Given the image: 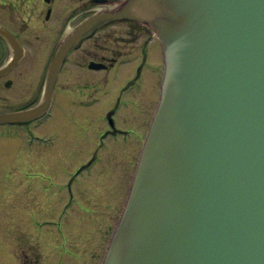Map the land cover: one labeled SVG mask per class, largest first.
Here are the masks:
<instances>
[{
	"label": "water",
	"instance_id": "1",
	"mask_svg": "<svg viewBox=\"0 0 264 264\" xmlns=\"http://www.w3.org/2000/svg\"><path fill=\"white\" fill-rule=\"evenodd\" d=\"M158 34L162 99L105 264H264V0H126L84 20L57 47L45 99L0 114H44L68 51L106 22ZM15 48L13 36L0 27Z\"/></svg>",
	"mask_w": 264,
	"mask_h": 264
},
{
	"label": "rangeland",
	"instance_id": "2",
	"mask_svg": "<svg viewBox=\"0 0 264 264\" xmlns=\"http://www.w3.org/2000/svg\"><path fill=\"white\" fill-rule=\"evenodd\" d=\"M82 1L87 6L90 0ZM110 1L114 4L121 0ZM22 6L19 19L21 22L25 19L28 25L20 26L21 38L28 55L27 65L22 62L17 71L25 74L32 70L38 75L48 66L54 49L50 40L55 42V37H51L38 18L31 20L33 3L26 2ZM115 27L120 26L109 28ZM157 56V51L152 52L153 61L144 75L147 99L144 103L140 101L138 113L134 110L131 117L126 112L114 118L117 128L133 132L127 141L109 137L102 144L96 137L97 132L108 129L105 116L108 109L116 108L117 91L113 100L104 97L100 105L88 110L63 102L65 82L75 86L78 81V73H71L72 70L60 79L52 117L37 128L40 133L53 135L51 144L30 147L29 132L12 125L0 127V264H98L126 192L142 143L141 133L156 101ZM25 69L28 71L24 72ZM129 75L130 70L118 75V79L124 81ZM34 81L27 76L13 89L0 85V112L30 102L34 98ZM43 81L41 77L36 82V102L42 96ZM84 130L90 134L83 139ZM96 148L99 152L95 155ZM93 159L90 167L80 171ZM45 187L52 191L51 204L54 205L47 203Z\"/></svg>",
	"mask_w": 264,
	"mask_h": 264
},
{
	"label": "flooded vegetation",
	"instance_id": "3",
	"mask_svg": "<svg viewBox=\"0 0 264 264\" xmlns=\"http://www.w3.org/2000/svg\"><path fill=\"white\" fill-rule=\"evenodd\" d=\"M68 1L70 5L66 4ZM72 1L0 0V26L7 28L25 49L24 57L20 63L0 75V85L3 88L13 89L20 80H26L27 76L33 81L35 79L34 85H32L34 91L38 79L43 77V82H45L47 68L38 75H35L34 71L31 72L32 70L25 73L26 75L17 71L22 62L25 63V66L27 65L26 59L28 55L26 43L21 38L20 26L26 21L23 19V22H21L19 19L20 8L23 7L22 4L26 2L33 3L30 13L31 20L34 21L38 18L41 24L49 30L51 37H55V42L50 40L55 49L63 37L78 26L86 16L99 10V4H97L96 0H90L87 6L82 0H77L75 3H72ZM27 6L30 5L27 4ZM26 22L24 26L28 25ZM38 24L40 28L41 25L39 22ZM110 26L120 27H115L112 30L109 28ZM152 32L144 24L130 20H119L107 23L85 37L68 53L57 81L56 89L58 90L60 79L68 76L67 74L70 70H72L71 73H78V81L75 86L70 85L67 81L65 82L62 91L66 97L63 102L74 108L88 110L100 105L104 97L113 100L117 91L118 102L116 108L108 109L107 118L112 121L119 114L122 116L124 113L129 112V117H131V113L134 110L138 113V109L141 106L140 101L144 103L147 99L144 75H146V69L148 67L150 69V63L153 61L151 56L154 51L158 53L159 74L162 70L158 40L155 34L147 36V34H152ZM12 52L13 50L6 42V39L0 35L1 70L8 64ZM28 64L30 66L31 62ZM128 70H130L131 75L127 76L124 81L123 79L119 80L118 75L128 73ZM26 71L28 69L24 70V72ZM37 71L39 73L38 69ZM15 73L17 78L13 76ZM21 77L24 78L21 79ZM18 78L20 79L17 80ZM34 91V98L17 109L27 108L36 103L34 99L37 96ZM85 119L91 120V117H85ZM76 120L78 121L79 119ZM84 133L83 139L90 134V132L86 133V130H84ZM132 135L133 132L129 129L109 127L103 139L107 136L112 139L121 137L123 141H127Z\"/></svg>",
	"mask_w": 264,
	"mask_h": 264
},
{
	"label": "bare ground",
	"instance_id": "4",
	"mask_svg": "<svg viewBox=\"0 0 264 264\" xmlns=\"http://www.w3.org/2000/svg\"><path fill=\"white\" fill-rule=\"evenodd\" d=\"M128 187V186H127ZM120 213V212H119Z\"/></svg>",
	"mask_w": 264,
	"mask_h": 264
}]
</instances>
